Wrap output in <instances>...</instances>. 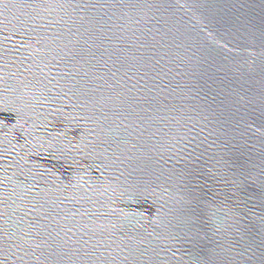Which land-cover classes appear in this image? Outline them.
Instances as JSON below:
<instances>
[{
    "label": "water",
    "instance_id": "1",
    "mask_svg": "<svg viewBox=\"0 0 264 264\" xmlns=\"http://www.w3.org/2000/svg\"><path fill=\"white\" fill-rule=\"evenodd\" d=\"M0 264H138L55 235L0 210Z\"/></svg>",
    "mask_w": 264,
    "mask_h": 264
}]
</instances>
